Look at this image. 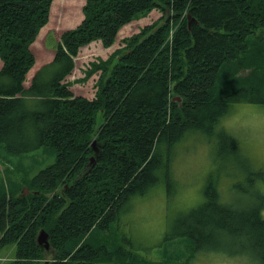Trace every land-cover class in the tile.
<instances>
[{
	"label": "trees",
	"instance_id": "trees-1",
	"mask_svg": "<svg viewBox=\"0 0 264 264\" xmlns=\"http://www.w3.org/2000/svg\"><path fill=\"white\" fill-rule=\"evenodd\" d=\"M53 1L0 0V160L30 161L28 194L8 190L0 176V249L15 245L7 264L44 257L43 264H137L114 229L124 203L169 178L187 135L210 139L233 105H264V0H85L81 22L59 35L53 58L26 85L35 63L30 46ZM151 10L160 12L157 22L89 64L84 80L98 76L93 98L75 96L65 80L79 50L97 40L110 47L124 25ZM218 139V155L237 154L234 137L221 130ZM40 152L47 154L38 161ZM217 193L210 181L205 207L230 210L239 226L231 233L247 242L240 252L264 264V187L253 210L225 206ZM206 216L198 220L202 231L211 226ZM39 230L48 250L36 242ZM191 230L182 240L193 255L183 264L201 250L200 238L214 242ZM183 255L170 251L166 262L140 264H175Z\"/></svg>",
	"mask_w": 264,
	"mask_h": 264
},
{
	"label": "rangeland",
	"instance_id": "rangeland-1",
	"mask_svg": "<svg viewBox=\"0 0 264 264\" xmlns=\"http://www.w3.org/2000/svg\"><path fill=\"white\" fill-rule=\"evenodd\" d=\"M84 2L85 0L52 2L48 22L40 29L36 41L30 46V50L39 60L38 63L35 61L34 68H40L52 59L49 56L54 54V36L58 40L62 32L75 28L81 22ZM160 18V12L151 10L124 25L110 47L105 48L101 41L97 40L79 50L74 58V70L65 80L70 83L72 93L92 99L95 93L94 83L98 76L91 75L84 80V73L88 71L89 64L107 60L116 50L123 47L125 39ZM51 50L50 55L47 51ZM1 64L0 61V66ZM32 76L28 72L26 85ZM221 130L237 140V154L233 149L228 151L226 148L218 155L222 149L218 139ZM46 154L36 153L35 159L43 160ZM239 157L242 158L243 165L238 161ZM29 163L28 159H24L22 164L14 167L5 160H0V176L7 183L8 190L17 194L28 191L24 184V172L27 171ZM252 173L257 176L255 179ZM210 181L216 187L221 204L232 208L244 206L248 210L258 207L257 194L264 187V105H233L230 113L216 125L214 136L210 139L199 134L187 135L176 146V152L170 162L169 178L159 181L145 195L136 196L124 203L121 214L114 223V229L119 239L124 237L128 241L122 242L123 249H130L129 252L138 256L137 264H140L141 259L155 263L166 262L165 256L170 251L183 252V258L175 262L183 264L188 256L193 255V251L182 239H188L192 227H197L200 235L202 230L198 224L199 217L205 220L208 218V212L211 213V226L205 227L203 231L209 233L214 242L200 238L201 250L194 255L191 264H261L254 257L240 252L247 251V242L243 237L235 238V234L231 233L239 226L230 210L219 213L207 209L208 206L205 207L204 192ZM60 188L57 189L58 192ZM199 209L200 214L195 215ZM222 223L225 224L223 228ZM101 237L103 236L99 238ZM220 240L226 241L225 247L220 244ZM102 242L104 241L99 239L98 243ZM15 250V245L0 249V264L13 261ZM233 252L237 253L232 254ZM49 260L50 258L44 257L35 264H43ZM110 262L123 264L126 259L113 258Z\"/></svg>",
	"mask_w": 264,
	"mask_h": 264
},
{
	"label": "water",
	"instance_id": "water-1",
	"mask_svg": "<svg viewBox=\"0 0 264 264\" xmlns=\"http://www.w3.org/2000/svg\"><path fill=\"white\" fill-rule=\"evenodd\" d=\"M94 146V143H93ZM93 160V158H91V161ZM27 193V191L25 190V194ZM36 242L39 246H43L44 249L48 250L49 249V242H48V234L44 231V230H40L37 234L36 237Z\"/></svg>",
	"mask_w": 264,
	"mask_h": 264
},
{
	"label": "crops",
	"instance_id": "crops-1",
	"mask_svg": "<svg viewBox=\"0 0 264 264\" xmlns=\"http://www.w3.org/2000/svg\"><path fill=\"white\" fill-rule=\"evenodd\" d=\"M38 37V36H37ZM37 39V38H36ZM54 39H55V41H58V40H56V37L54 36ZM36 41V40H35ZM84 48V47H83ZM82 49V48H81ZM80 49V50H81ZM47 52H49V54L51 55V52H52V50L51 51H47ZM46 52V53H47ZM49 57H51V58H53V56H49ZM35 61H36V63H38L39 62V60H37V58H36V56H35ZM51 61V59L49 60V61H47L46 63H48V62H50ZM45 64V63H44ZM44 64H42L41 65V67L44 65ZM39 69V67H37V68H34V67H32V69L29 71L30 72V74H32V75H34V73H35V71H37Z\"/></svg>",
	"mask_w": 264,
	"mask_h": 264
},
{
	"label": "bare ground",
	"instance_id": "bare-ground-1",
	"mask_svg": "<svg viewBox=\"0 0 264 264\" xmlns=\"http://www.w3.org/2000/svg\"><path fill=\"white\" fill-rule=\"evenodd\" d=\"M12 153V152H11ZM17 153V152H16ZM4 192V191H3Z\"/></svg>",
	"mask_w": 264,
	"mask_h": 264
}]
</instances>
